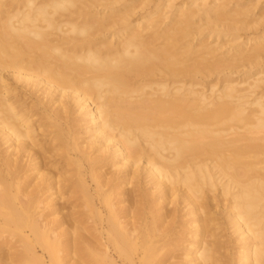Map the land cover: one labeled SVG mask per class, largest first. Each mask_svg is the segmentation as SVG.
Wrapping results in <instances>:
<instances>
[{
  "label": "bare ground",
  "instance_id": "1",
  "mask_svg": "<svg viewBox=\"0 0 264 264\" xmlns=\"http://www.w3.org/2000/svg\"><path fill=\"white\" fill-rule=\"evenodd\" d=\"M36 245L264 264V0H0V264Z\"/></svg>",
  "mask_w": 264,
  "mask_h": 264
},
{
  "label": "rangeland",
  "instance_id": "2",
  "mask_svg": "<svg viewBox=\"0 0 264 264\" xmlns=\"http://www.w3.org/2000/svg\"><path fill=\"white\" fill-rule=\"evenodd\" d=\"M218 192H215V194H217ZM219 200H221L222 202H223V204L224 203H227V201L226 200H223L222 198H221V196H219ZM170 202V201H169ZM221 202V203H222ZM169 206V205H168ZM170 208H174V207H184V206H182V205H175V204H170V206H169ZM169 207H167V208H169ZM57 208H61V207H57ZM72 208V209H71ZM74 207H65V208H62V209H64L63 211H61V212H58V213H54V214H51L49 217H50V219L52 218H57V216H58V218L59 217H61L62 216V213L64 214V213H68V211H70L69 213H71L72 215H74V216H76L75 214H77V212H78V214H79V217H77V220H78V223H83V225H82V227H84V228H86V215L88 214V208L86 207H75L74 209H73ZM34 210V209H33ZM87 210V211H86ZM184 210V212H182V214H184L185 213V211H186V208L185 209H183ZM87 213V214H86ZM54 215V216H53ZM73 216V217H74ZM72 218V217H71ZM190 218H191V216H185L184 218H182V220L184 219V221L185 220H190ZM76 220V221H77ZM73 222H74V219L72 220ZM72 221H71V223H72ZM74 224V223H73ZM73 224H71V225H73ZM75 226H77V224H74ZM73 225V226H74ZM89 227H92L93 225H95V223H92V222H89L88 224H87ZM189 227L188 228H191L192 226L191 225H188ZM219 231L223 234V235H225V233H224V231L223 230H221V229H219ZM223 231V232H222ZM86 233V232H85ZM229 233V232H228ZM230 233H231V231H230ZM192 234L191 233H189V234H187L186 236V241H185V243L187 244V241H190V239L192 240V236H191ZM221 235V234H220ZM15 240H17V238L15 237L14 238ZM14 240V241H15ZM221 240H226V236L225 237H223ZM184 243V245L186 246V244ZM184 245H182L183 247H185ZM36 248H37V251L36 252H38L37 254H36V258L38 257V259H39V261H37V260H35V258H34V256H32L29 252H26V251H22L23 253H21L22 255H20V256H22L21 258H20V260L18 259V261L16 262L15 261V263L13 262L12 264H86V247L84 248V245H83V247H82V245L81 246H79V247H76L77 248V250H73L74 252H72V250H71V248H70V250H68L67 248H65V250H67V252H64V253H58V257H59V260L58 261H55L54 259L52 260L51 258H50V256H49V253L47 252V251H45V250H43L39 245H36ZM75 248V249H76ZM85 251H82V249ZM81 249V250H80ZM23 250V249H22ZM27 254H26V253ZM180 253H182V251L180 252ZM25 256H24V255ZM30 255V256H29ZM32 256V257H31ZM34 258V259H33ZM90 260V259H89ZM54 261V262H53ZM90 261H92V260H90ZM94 261H96V260H94ZM93 261V262H94ZM97 263H95V264H99L100 262H98V261H96ZM101 264V263H100Z\"/></svg>",
  "mask_w": 264,
  "mask_h": 264
}]
</instances>
